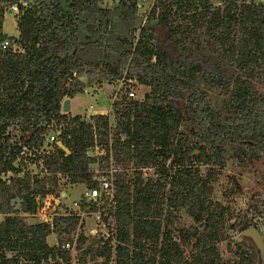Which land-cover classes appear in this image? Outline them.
<instances>
[{
  "label": "trees",
  "instance_id": "trees-1",
  "mask_svg": "<svg viewBox=\"0 0 264 264\" xmlns=\"http://www.w3.org/2000/svg\"><path fill=\"white\" fill-rule=\"evenodd\" d=\"M26 1L25 6L21 0H0V173H16L8 181L0 178V264H73L70 250L50 245L46 237L52 231L58 236L73 231L79 216H61L52 225L23 222L20 213H34L36 196L56 192L57 181L55 175H17L14 161L23 146L7 131L10 125L18 126L27 134L23 145L37 153L52 121L64 123L59 141L68 151L56 142L54 150L37 153L34 160L43 161L53 174H67L72 182L89 181L87 164L92 159L86 150L94 145L96 133L114 163L133 159L136 165L131 182L116 173L113 204L107 206L104 199L99 206L81 203L90 211L99 209L101 216L113 215L116 243L84 248L86 238L80 235L78 264H111L113 255L115 264H253L254 259L243 256L220 261L215 243L224 238V227L220 218L214 219L216 208H210L208 194L197 186L200 182L207 188L208 178L193 180L188 164L192 157H204L223 167L229 151L239 162L247 154H264V97L253 83L258 71V77L264 74V4L227 0L223 7L210 8L205 0H173L167 5L174 7L173 21L161 2L157 25L166 31L171 51L157 44V32L147 20L137 37H106L102 27L107 22L88 16L106 17L107 10L98 8L100 0ZM121 3L136 6L133 0ZM12 4L19 10L21 50H13L11 44L1 48L9 38L2 31L3 5ZM149 13L155 16V7ZM80 24L90 34L85 42L77 34ZM92 35L99 37L93 40ZM116 42L123 49L116 50ZM89 51L103 59H84L82 52ZM84 76L100 82L131 79L149 88L142 101L134 100L122 110L126 120L116 129L125 138L116 135L109 147L107 115L86 120L67 117L62 110L65 99L83 92ZM212 88L227 94L221 106L211 99ZM167 162L179 172L170 175ZM149 167L158 178L143 182L141 170ZM15 199L20 200L19 208L12 203ZM181 208L201 228L174 229L172 219ZM251 224L240 211L232 226L243 231ZM187 247L191 255L185 259Z\"/></svg>",
  "mask_w": 264,
  "mask_h": 264
},
{
  "label": "rangeland",
  "instance_id": "rangeland-1",
  "mask_svg": "<svg viewBox=\"0 0 264 264\" xmlns=\"http://www.w3.org/2000/svg\"><path fill=\"white\" fill-rule=\"evenodd\" d=\"M172 1L173 0H159V2L153 6L136 5L131 8L128 4L123 5L121 1L100 0L97 2L98 8L107 10L106 17H101L100 14L94 16L89 14L88 16L90 17V20L95 19V21L101 20L103 23L107 22V25L102 27V30L106 37L112 39L119 36L137 37L139 28L144 21L147 20L154 26V29L157 32V44L172 51L174 48L168 40L166 31L157 25V16L162 11L161 2L166 5L164 9L167 12V17L169 10V18L175 21L174 7L168 8L167 6L168 3H172ZM205 1H207L206 5H209L210 8L223 7L227 3V0ZM253 1L264 4V0ZM153 7H155V16L152 17L151 14L148 13V10L150 9L151 12ZM83 16L85 17L86 13H84ZM11 17L12 16H8L5 19V23H3L4 27L2 25V31L4 32L3 29H5L7 33H13V35H8L4 32L9 37L7 40L12 48L21 50L22 47L17 41L19 39V31L16 27L14 28V22L17 21V16H13L15 18V20H13V25ZM77 34L79 39L83 42H85L90 35L85 29L84 24L79 25ZM90 37L95 40L99 36L92 35ZM202 39L203 38H201V40ZM120 45L119 42L113 44L114 48L119 51L123 49V46ZM82 56L84 59L100 61L103 59L102 55L96 51L82 52ZM260 72L261 71H258L257 73L259 74ZM234 73L238 74V71L235 70ZM258 74L256 75V78L253 79V83L260 95L264 97V74H261V76L259 75L260 77H258ZM121 80L122 79H117L113 82H100L93 79L91 80L85 76L82 77L81 81L84 83L83 92L77 93L71 98L69 109L66 112L63 111L66 113L67 117L79 115L81 119L86 118V120H90V117H93V115L96 114L107 115L109 117L108 147L111 146V142L112 144L114 143V139H116L117 136L120 139L125 138V134H119L116 129L119 123L126 120L125 117L120 115L122 110L128 107V105L132 106L134 100L138 102L142 101L145 93L149 91L148 87L140 85L135 81L128 82L125 79L123 83H121ZM130 90L134 91L133 96L128 95ZM209 95L213 102L218 106L222 105V101L226 99L227 96L225 91L217 88L209 89ZM132 118L133 116H131V119ZM7 131L12 136L11 140H15L16 143L23 146V152L18 154L14 161V165L19 170L17 175H23V173H29L32 177H49L55 175L57 181L56 192L45 195L40 193L36 196L38 207L34 213H20L23 222L27 225H35L42 222H48L52 225L56 218L61 216H79L78 224L73 231L62 233L60 236H58L56 231H52L46 237L47 243L60 248L61 244L66 241L75 242L74 251H70L73 258V264H78L75 260V256L77 255V246L79 244L78 237L80 235H84L86 238L84 248L99 247L105 242H109L114 246L116 242L113 240V215H109V212H105L101 216L99 210L90 211L89 207L81 205V203L85 202L83 191L89 186L92 176L95 175L96 172H104L112 169V167V171L114 170V178L116 177V173H120L123 174L127 182L133 181V178L136 175L135 161L132 159L127 162L121 161L114 163V159L110 158L111 154H109L110 157L109 155L106 156V145L103 144V142H100V138L102 139V137L96 133L94 145L86 150L87 158L92 159L91 161L88 160L89 163L87 164L86 172L90 175V179L89 181L72 182L69 175L59 172L53 174L49 169L45 168L43 161L34 160L35 156L38 155V152L36 153L33 149L31 150L23 145V141H25L27 134L20 132L18 126L10 125ZM52 148L53 147L50 145V150H52ZM47 149H49L48 146ZM232 152L233 151H229L225 154V165L223 167H218L214 163L207 161L204 157L198 159L192 157L188 165L192 171L193 180L199 176L208 178L207 188L201 187L200 182L197 186L200 187L199 190L201 193L208 194L212 201V207L210 208H216L214 219L220 218L219 220L224 227V238L215 243L220 261H238L243 256L250 260L254 259L253 264H264V259H261L258 249L253 241L250 238L243 236L238 226H232L235 223V217L240 211H242L243 218L251 219V225H257L259 227L264 241V208H262L264 203V154H247L243 162H239L235 154ZM194 153L197 154L198 152L195 151ZM167 163L169 166L168 173L170 175L179 172L176 168L171 169L169 162ZM141 172L143 182L151 179L156 180L158 178V173L155 172V169L152 167L143 168ZM14 175H16L15 172H11V175L9 176L0 173V178L8 181L10 177ZM167 189L168 185H166V190ZM63 192H65L64 196L62 195ZM12 203L15 207L19 208V199L13 200ZM221 211H224L223 214L220 213ZM172 223L174 229L181 228L186 230L190 225H199L201 228V224L194 223L183 208L178 210L176 217L172 219ZM58 224H62L60 219H58ZM172 233L174 234V239L179 241V235H176V230H173ZM7 255L12 256L14 254L12 252H7ZM190 255V247L185 248L183 254L184 258H190ZM114 258L115 256L113 255L111 264H115ZM87 264H89V262Z\"/></svg>",
  "mask_w": 264,
  "mask_h": 264
},
{
  "label": "built area",
  "instance_id": "built-area-1",
  "mask_svg": "<svg viewBox=\"0 0 264 264\" xmlns=\"http://www.w3.org/2000/svg\"><path fill=\"white\" fill-rule=\"evenodd\" d=\"M117 1H125V0H117ZM133 1L135 2V4L137 6H141V5L153 6L159 2V0H133ZM22 4L26 6L27 2L25 0H23ZM3 7L6 10L5 13H7V12L12 13L13 12L14 15L17 16V14L19 12L17 4H12V5H9L8 7H5L3 5ZM149 12H150V9L148 10V13ZM8 46H9V41L7 39L4 40L3 42H1V48L4 49ZM13 50H15V49H13ZM121 79H122L121 83H123L124 78H121ZM128 81L131 82L132 80L129 79ZM117 90H119V89H117ZM128 95L133 96L134 91L130 90L128 92ZM63 124L64 123L57 125V124H55V122L52 121V123L50 124V131L46 135L45 143L41 147L40 152L49 153L50 151L53 150V148H52V150H50V145L52 147V144H54L56 142L58 144L59 136L61 134V127L63 126ZM47 146L49 149H47ZM40 152L38 151V153H40ZM110 166H111V164H110ZM112 169H113V167H112ZM112 169H109V170L104 171V172H99V173L96 172L95 175L92 176L91 181L94 182V184L87 186L83 191V198H84L86 203H89V204L95 203L97 206H99L101 199H104L106 201L107 206H109L111 203H113V201H114V184H113V181H114L113 172H114V170L112 171ZM4 174H7V176H9V175H11V172L8 171ZM98 210L99 209H97L96 211H98ZM61 248L67 249L70 251L71 250L74 251L75 242L66 241L65 243L61 244Z\"/></svg>",
  "mask_w": 264,
  "mask_h": 264
},
{
  "label": "water",
  "instance_id": "water-1",
  "mask_svg": "<svg viewBox=\"0 0 264 264\" xmlns=\"http://www.w3.org/2000/svg\"><path fill=\"white\" fill-rule=\"evenodd\" d=\"M69 106H70L69 99H65L62 104V110L66 112L69 109ZM58 145L62 147L65 151H68V149L62 144V142L59 141ZM62 195L64 196L65 192H63ZM241 233L243 236L248 237L253 241L256 248L258 249L261 259L263 260L264 259V241L260 233L259 227L250 226L244 229L243 231H241Z\"/></svg>",
  "mask_w": 264,
  "mask_h": 264
},
{
  "label": "crops",
  "instance_id": "crops-1",
  "mask_svg": "<svg viewBox=\"0 0 264 264\" xmlns=\"http://www.w3.org/2000/svg\"><path fill=\"white\" fill-rule=\"evenodd\" d=\"M10 17V16H12L11 17V19H12V25H13V20H15V18L13 17L14 16V13L12 12V13H5L4 14V18H3V23H5V19L7 18V17ZM2 23V25H3V27H4V24ZM16 27V29H17V26H16V21L14 22V28ZM4 30V32H6V30L5 29H3ZM7 33V32H6ZM8 35H13V33H7ZM69 101H71L70 99H69ZM71 109V108H70ZM73 114H75V113H73Z\"/></svg>",
  "mask_w": 264,
  "mask_h": 264
}]
</instances>
